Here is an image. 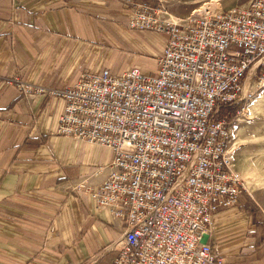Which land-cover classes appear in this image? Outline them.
Instances as JSON below:
<instances>
[{"label":"built area","instance_id":"2783aa9c","mask_svg":"<svg viewBox=\"0 0 264 264\" xmlns=\"http://www.w3.org/2000/svg\"><path fill=\"white\" fill-rule=\"evenodd\" d=\"M129 28L165 36L155 75L84 72L73 87L7 80L64 101L62 136L114 152L91 195L126 224L115 264H225L210 242L217 213L246 193L233 162L231 108L264 65V0L185 17L133 2Z\"/></svg>","mask_w":264,"mask_h":264},{"label":"crops","instance_id":"0c3cea01","mask_svg":"<svg viewBox=\"0 0 264 264\" xmlns=\"http://www.w3.org/2000/svg\"><path fill=\"white\" fill-rule=\"evenodd\" d=\"M161 1L0 0V264H115L126 224L90 191L114 152L58 133L62 99L6 81L60 89L87 71L155 75L165 36L128 24L131 3ZM256 190L217 213L205 238L225 264H264V222L241 209L252 200L264 215Z\"/></svg>","mask_w":264,"mask_h":264},{"label":"rangeland","instance_id":"374dc122","mask_svg":"<svg viewBox=\"0 0 264 264\" xmlns=\"http://www.w3.org/2000/svg\"><path fill=\"white\" fill-rule=\"evenodd\" d=\"M162 0L174 14L180 15L181 9L186 11L180 16H188L194 12L200 14L206 10H229L236 6L246 4L249 0ZM214 7V8H213ZM264 66V65H263ZM262 66V67H263ZM252 69L251 81L246 85L248 100L241 101V108L235 110L232 119L233 127V162L235 170L246 181L245 186L256 188V194L264 197V67ZM237 104L231 108V115ZM245 196V195H244ZM245 198V197H244ZM247 199L249 197H246ZM250 199V198H249ZM264 208V205H262ZM264 221L260 212L257 218Z\"/></svg>","mask_w":264,"mask_h":264},{"label":"trees","instance_id":"16d2710c","mask_svg":"<svg viewBox=\"0 0 264 264\" xmlns=\"http://www.w3.org/2000/svg\"><path fill=\"white\" fill-rule=\"evenodd\" d=\"M263 67H261L259 69V72H261ZM241 106H242L241 103L237 104V106L234 109L233 115H231V119H233L235 117V114H236L235 112L237 110H239L241 108ZM241 209H242V211L246 212V214L252 219L254 224H259L260 222H264V221H260L257 219L258 216L260 215V209L252 200L242 201ZM257 226H259V225H257Z\"/></svg>","mask_w":264,"mask_h":264},{"label":"bare ground","instance_id":"6f19581e","mask_svg":"<svg viewBox=\"0 0 264 264\" xmlns=\"http://www.w3.org/2000/svg\"><path fill=\"white\" fill-rule=\"evenodd\" d=\"M214 8V7H213Z\"/></svg>","mask_w":264,"mask_h":264}]
</instances>
